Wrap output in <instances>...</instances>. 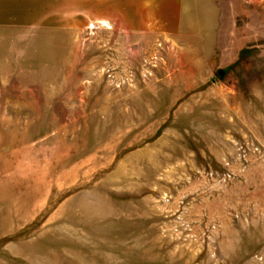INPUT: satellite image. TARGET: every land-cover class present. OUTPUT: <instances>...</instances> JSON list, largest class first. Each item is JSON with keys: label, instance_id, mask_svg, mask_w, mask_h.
Listing matches in <instances>:
<instances>
[{"label": "rangeland", "instance_id": "obj_1", "mask_svg": "<svg viewBox=\"0 0 264 264\" xmlns=\"http://www.w3.org/2000/svg\"><path fill=\"white\" fill-rule=\"evenodd\" d=\"M0 264H264V0H0Z\"/></svg>", "mask_w": 264, "mask_h": 264}]
</instances>
